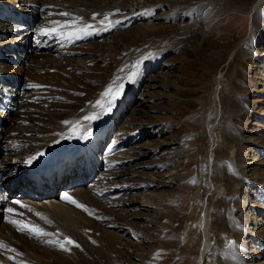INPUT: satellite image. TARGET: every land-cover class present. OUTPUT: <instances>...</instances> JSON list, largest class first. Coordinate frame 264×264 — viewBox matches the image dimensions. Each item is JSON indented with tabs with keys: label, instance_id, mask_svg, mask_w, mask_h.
I'll return each instance as SVG.
<instances>
[{
	"label": "bare ground",
	"instance_id": "obj_1",
	"mask_svg": "<svg viewBox=\"0 0 264 264\" xmlns=\"http://www.w3.org/2000/svg\"><path fill=\"white\" fill-rule=\"evenodd\" d=\"M232 1L0 0V13L3 12L4 14V18L0 17V40L4 41L0 42V50L8 47L12 42L15 45H20V42L17 41L18 38L26 36V33H24L21 37H18L19 35L16 32L19 30L16 29L23 27L7 20V16H11L10 13L14 12V9L5 8L1 5H8L19 11L17 17H22L18 21L19 23H29L36 14L44 16L43 18L47 19L49 23L43 28L57 29L56 32L47 37L48 41L54 39V34L57 35V38L63 42L62 48L64 51L61 55L56 52L34 55L28 47L29 49L26 51H29V53L24 54L28 55L27 63H19V61H24L23 56H19V61L16 62L11 61L13 54L8 53L0 56V73L5 72L4 75H0V82H4L8 90L16 89V78L24 75L28 78L25 82L26 86L28 85L35 94L36 91L38 92L36 95L26 98L25 106L19 105L24 106V108L22 107L24 110H22L25 113L22 117L23 121H20L21 118L17 121L24 122L28 120V126L19 127L17 123L20 122L14 121L15 124H11L14 129L9 130L7 133L8 137H11L17 129L15 137L12 138L14 140L5 142V139H0V177H2L0 178V201L5 191L3 186L7 185V188H9L20 184L23 171L19 172V170L31 157H40L41 155L37 156V153L45 154L43 157L51 155L53 149H67L73 142L76 147H79L76 141L80 139L82 134H85L84 129H93L102 115L108 118L110 126L116 122L117 118L126 110V105L124 101H121L120 95L126 92L130 94V100H133L130 102L135 101V92L139 86L137 73L141 68L154 61L155 57L181 47L191 50L195 46L203 50L210 49L211 46L208 43L213 38L219 37L220 20L225 12L223 9H216L215 5L220 6L223 3H226V5L229 3L233 11L248 13L250 17L249 35L243 41L240 40L234 44L232 53L234 52V56L241 59H247L248 56L253 59L258 57L259 54L254 48V44L264 41V11H262L264 0H237L236 4ZM163 3H186L192 8L190 17L185 13H178L177 16L178 19L188 17L189 20L173 25L171 20L174 17L163 16L164 20L159 22L157 21L158 16L151 15L152 13L148 12L146 15L149 18H142V16L136 18L141 19L140 22L130 26V28L137 27L138 24L143 22L144 25H149L147 27L155 28V34L152 32L153 35L144 39L143 43L138 42V44L123 47L124 50L118 51V44L123 43L125 38L128 37V20L130 21L136 15H140V10L149 11V7H159L161 4L163 6ZM208 15L211 17L209 18ZM135 20L132 21V24L136 22ZM86 25L89 26L86 32L79 31V29L85 28ZM99 27L100 29H98ZM4 37L7 38L4 39ZM134 40L136 41V39ZM248 43L252 44V52L247 49L242 50L241 46H249ZM81 47H88L83 57L76 54L81 51ZM262 54L261 56H264V53ZM82 58L85 60L83 61ZM108 62H113V72L111 71L109 74L105 71L108 74L104 73L105 76H103L100 74L102 70L100 71V65L98 64L103 65ZM206 62L207 64L212 62L211 66L218 69L221 62L219 54L215 50L209 51ZM207 67L205 66V68ZM115 70L116 74H114ZM214 76L212 83H221V76L217 74ZM111 78L112 80H110ZM71 80H74L75 83L74 86L70 85L72 87L69 88L65 84L71 83ZM119 85L123 86V90L115 100L111 101L109 107L108 101L111 100V97L105 96V92ZM3 88L4 86L0 84V90ZM45 90L65 96L64 101H62L64 110H61V107L58 111H45V105H49V102L45 100L46 93L42 94ZM256 92L261 93V97H264V90ZM144 95V93L141 94L140 107L143 105L149 106L146 105V102H152L155 99L154 95L145 96L146 98L143 97ZM97 101H100L104 107L98 106ZM237 101L238 97L235 93H230V96L225 98V103L237 114H257L253 111L255 109H249L243 102H241L242 107L234 106ZM10 102H12V99H10ZM0 103L6 107L5 111L0 109L1 118L2 115H5V112L8 113L13 107L1 100ZM14 103L16 102L14 101ZM138 106L135 107V110ZM129 109V106H127V110ZM19 110L17 111L19 112ZM213 111H217V108L210 109L209 114ZM90 114H96V119L84 121L83 117ZM27 115H30V118H26ZM261 115L264 116V112ZM212 117L213 115L207 121L210 139L208 141L211 147V151L208 152L207 167L208 172L212 173L214 171L211 174L212 178L208 176L207 189L204 192L210 201V206L199 217L201 226L199 227L200 235H198L200 237L198 236L197 247L200 251L196 252L194 259L189 258L188 252H153L154 249H149V243L145 239L138 242L133 239L139 236L136 234L135 237L133 236L134 232L132 230H136L129 220L132 217L144 219L147 216L140 212L133 211L134 213H130L129 211L138 208L169 216L171 210L169 208H174L173 205H177L174 198H172L173 195L159 197V192L148 190L156 185L155 188H157L160 182L165 181L154 177L153 174H156V176L162 174L163 170L161 169L163 166L158 163L149 164V162H145V158L151 155L153 151L151 152L150 147V149H146V146H144L143 150H140L141 148L140 151L136 152L135 150L136 153L125 147L121 151L105 157L104 169L89 181V189H76V201L85 205L87 211L75 204L70 205L54 199L53 196L29 203L32 205L33 213H30L32 220L23 219L21 223H13L11 227H2L1 237L5 241L0 242V260L6 254L12 252L15 254L14 259H11L13 264H115L112 260V253L116 252L123 264H164L165 261H159L158 257L162 256L161 258H164L171 253H176V259L170 264H264V138L257 137V140H255L244 135L234 136L233 131L226 132L231 123L230 120L229 122L222 121L218 114ZM34 118L37 121L40 120L36 127L32 124L35 121ZM131 120H126L128 126L119 127L118 135L115 136L118 138L110 141V145H113L114 148L117 149L120 140L123 143L133 142V133L143 135L144 133L152 134L154 132L151 131L150 127H129L134 123V120ZM64 121L78 122L83 127L73 131L75 125L65 124ZM30 125L33 126L32 129H30ZM219 133H221L220 137L218 136ZM69 136L71 138H68ZM225 138L229 140L230 147H228V150H231H227L223 154H225L224 156L228 159L230 165L221 167L219 162L222 158V149L219 144H222L223 139L226 143ZM183 142L184 140L181 144ZM185 143L187 144V142ZM163 151L161 153H164ZM178 151L182 150L179 149ZM165 154L167 153L165 152ZM164 156L162 157L166 163L173 161V159H181L178 158L180 155L177 152L170 158ZM95 167L100 168V164H96ZM149 168L156 171V173L149 174L146 171ZM209 169L211 170L209 171ZM87 175L89 173L85 174V176ZM164 175L167 174L164 173ZM101 176L108 177L109 181L100 182ZM178 177L175 174L170 175V181L168 182L175 185V187L184 186L185 182H181L182 177ZM141 184L147 185V193H135V191L141 189ZM192 184L194 183L192 182ZM190 185L188 184V186ZM221 186L224 188L222 192L220 190ZM249 186H252L255 190H252ZM127 189L128 191L130 189L134 190V195L143 197L147 194L151 198L149 202L154 204L152 206L147 204L149 202L135 204L136 200L129 198L128 193L127 196H124L125 194L121 196L120 193L125 192ZM102 192H108L109 195L99 198L97 194ZM88 210L97 216L96 219L99 222L100 229L104 232L108 231L110 234L113 232L117 234V237L106 232H101L99 235V228L96 232L92 221L86 215ZM173 212L175 211L173 210ZM97 221L94 222L97 224ZM208 224L216 228V242L212 246H209ZM249 224L252 225L251 231L246 228V225ZM25 225L36 226L42 229L45 234L36 235L29 228L24 227ZM86 228L91 231L87 232ZM52 232L54 235H70L75 239V244H71L68 250L62 249L60 247L61 242L54 238ZM28 235L31 236L28 237ZM126 240L130 241V244H126ZM53 241L58 243H52ZM230 242H234V244L230 245ZM249 244L254 248L249 249Z\"/></svg>",
	"mask_w": 264,
	"mask_h": 264
},
{
	"label": "rangeland",
	"instance_id": "obj_2",
	"mask_svg": "<svg viewBox=\"0 0 264 264\" xmlns=\"http://www.w3.org/2000/svg\"><path fill=\"white\" fill-rule=\"evenodd\" d=\"M237 2H238L237 0L232 1V3L235 4ZM215 8L218 10L223 9L225 10V12H224V16L222 15V18L220 20L221 22L219 27L220 28L219 37L213 38L208 43V45L211 46L210 49L203 50L200 47L195 46L192 48V50L186 47L170 50L166 53V57L160 63V68L156 72L155 70L157 69L158 62L161 61V59L164 57V54L157 56L158 58L155 57L156 59L150 62L149 65L145 66L144 68H141V70L137 73L139 86L137 91L135 92V101L130 102L128 104L130 109L127 110L125 116L119 118V123L117 124L116 127L117 130L121 126H128L126 125V120L130 121L132 119L131 121L134 120V123L129 125V127H139V128L150 127L154 131L152 134L144 133L143 135L145 136H140L137 133H133L132 135L133 142H131L129 148L131 151L133 150L132 152H135V150L136 152L143 150L144 146H146L145 147L146 149L151 148L150 150L151 152L152 151L153 152L151 155H148L145 158V162L146 163L149 162V164L152 163L161 164L163 166V168L161 169L163 170V172H161L162 174L161 175L158 174L157 176L156 174L153 175H155L154 177L156 178L158 177L160 178L161 181H165V182H160L157 188H155L157 186L156 185L155 187L149 188L148 190L159 192L158 193L159 197H162L164 195H169V196L173 195L172 198H174L175 202L177 203V205H173L174 208H169V210L171 209L169 211L171 217H169L170 215L163 216L161 215L162 213L160 214L152 211L148 212L147 210L138 209V208L129 211L130 213L133 211L140 212L147 216V217L145 216L146 218L144 219L132 217L129 220V222L132 223L131 224L132 227L135 228L136 230V231L132 230L134 232L133 233L134 235L133 234L132 235L134 237L135 234L139 236L137 238H133L134 241L138 242L145 239V241L149 243V249L150 248L154 249L153 252H188V256L191 259H194L196 256V252L200 251L197 247L200 237L199 227L201 226L199 217L203 212L207 211V209L210 206L209 204L210 201L207 199V197L204 194V192L207 189L206 185L208 182V176L212 178L211 174H213L214 171L213 170L212 173L208 172V167H207V158L209 155L208 152L211 151L210 142L208 141L210 139H209V130H208L209 127L207 121L212 115L214 117L216 114H218V116L222 121L229 122L230 120L231 122L228 126V129L226 130L227 133L233 131L232 134L234 136L244 135L254 138L255 140H257V137L264 138V116L261 115L262 112H264V97H261L260 95L261 93L256 92L258 90H264V56H261V54L264 53V41H261L259 43L256 42L254 44V48L257 50V53L259 54L258 57H255L254 59L250 58V56H248L247 59L246 58L241 59L235 57L234 56L235 53L234 52L232 53L233 46L238 41L240 40L243 41L245 38L248 37L249 35L248 30L250 27V17L246 12L238 13L233 11L232 6L229 3L227 5L226 3H223L220 6L215 5ZM191 9L192 8L188 6L186 3H163V6L161 4L159 7H149L150 13H152V15L154 14L155 16L159 17L157 20L159 22H162L164 20L162 18L163 16H168V18L174 17V19L171 20V23L173 22L172 23L173 25H177L185 21L187 22L189 20L188 17H186L185 19H181V18L178 19L177 14L185 13L187 16H189L192 11ZM262 11H264V8H262ZM39 15L40 14H36L33 17L35 18L36 16H38L44 19L43 18L44 16L42 15L39 16ZM129 22L130 21L128 20L127 23ZM137 23L138 22L132 24L131 22L128 24L129 26L127 32L128 37L125 38L123 43L118 44L119 45L118 51L124 50L125 48L123 47L126 46L129 47L134 44H138V42L143 43L144 39H147L155 32V28L153 29L149 28L147 27L149 25L146 26L143 24V22L141 24H138L137 27L130 28V26ZM134 39H136V41ZM251 40H253V38H251ZM248 45L249 46L247 45L241 46L243 48L242 50L244 51L247 49L252 52V44L248 43ZM81 48H80L81 51L76 53L78 54L77 56L79 57H83L84 53L87 52L88 50V47L86 48L81 47ZM211 50H215V52L219 54V59L221 60V62L219 64L218 69L216 68L214 69L211 66L212 62L208 64L206 62L208 58V53ZM82 60L84 61L85 59L82 58ZM108 63H104L103 65L98 64L100 65V71L101 70L103 71V72L101 71L100 74L103 76H105L104 75L105 71L108 72L109 74L111 71L113 72V68H114L113 62H108ZM205 66L207 68H205ZM206 69H208L209 71ZM143 70L152 71V72L149 75V77H147L146 74H143ZM116 73L117 72L115 70L114 74ZM213 74L214 75L217 74L218 76H221L220 77L221 83H216V84L212 83L213 78H215ZM149 78H153V79L150 80ZM16 80H17L16 81L17 85L19 83L18 81L20 80L21 82L20 87H22L23 84L27 82L28 78L22 75L20 78L17 77ZM110 80H112V78ZM70 82L71 83H67L68 85L65 84L66 86H69V88L74 86L75 83L74 80H71ZM142 82L144 85H143V89L141 90L139 88ZM37 93L38 92L36 91V94ZM125 93L123 95L122 94L120 95L122 98L121 101H123V96L125 95ZM142 93L145 94L143 97L154 95L153 97L156 100L153 99L152 102H146V105L149 106L143 105L142 107H140L139 104L141 102L140 99ZM230 93H235V95L238 97V101L234 104V106L242 107L241 102H243L247 107H249V109L251 110L255 109L253 111H255L254 113L257 114L247 113V114L239 115L236 112H234L232 108L225 103V98L226 96H230ZM36 94L35 92H32L31 89L30 96ZM42 94L43 95L45 94L47 96H51L53 94L52 96L56 97V98L54 97V100L51 101L47 100L49 102V105L46 106V110H45L46 112L58 111L59 109H61V107H62L61 110H64L63 102H62L65 99L64 95H59L58 93H55L50 90H45V92H42ZM58 95L59 97H57ZM58 100L59 101L61 100L60 103ZM24 106H20L19 108L20 109L19 112H21L22 114L16 111L14 115L10 117H8V114L2 115L3 117L1 116L0 128L3 131L1 130L2 132L0 135V139L1 138L3 140L5 139V142H8L7 140H9V142H12L14 140L12 138L15 137L17 129L15 128L16 130L13 136L8 137L7 134L8 131L14 129V127H11L10 124L6 129H3L1 127V122L3 120L5 122H9V120L10 122L17 121L20 118H21L20 121H23L22 117L23 114L25 113V111L23 112ZM136 106H138L137 109L139 110L137 109L135 110ZM209 108L210 109L217 108V111H213V113L210 112L211 114H209L210 111ZM28 117L30 118V115L26 116V118ZM255 120L261 121L262 123L257 122ZM38 121L40 120L38 119ZM38 121L36 119L35 121H33L32 124L34 125V127L38 125L39 123ZM17 126L27 127L28 125L24 126L22 123H17ZM32 127L33 126L29 128L32 129ZM220 134L221 133L218 134L219 137L221 136ZM150 135L152 138H150ZM146 136H148V138L150 139L148 140L147 138L146 142L141 141V143H137L139 141V137H142L143 139L146 138ZM183 140L184 142L181 144ZM225 140L226 143L228 144L224 142V139L222 140V144H219L222 149L221 151L222 158L220 159L219 162V165H221V167H226L230 165V162L224 156L225 154H223L228 150V147H230L229 146L230 144L228 142L229 140L227 138H225ZM134 141L136 142L134 143ZM185 142H187V144ZM150 143L153 145H151ZM179 149L182 151H178ZM168 150L170 153L167 152ZM162 151L164 153H161ZM165 152L167 154H165ZM176 152L178 155L181 156V157L179 156L178 158H181L182 160L173 159V161L166 163V161L162 156L166 155L164 156L165 158L167 157L170 158L174 156ZM174 165L175 167H173ZM171 167L172 169H170ZM210 170L211 169H209V171ZM146 171L149 174L156 173V171H154L151 168L146 169ZM164 173L167 175H164ZM173 174H175L177 177L180 176L178 178L182 177L181 182L183 183L185 182L184 186L175 187V185L168 182L170 181L169 178L170 175ZM192 182L194 184H192ZM211 182L213 183V181ZM188 184L191 185L188 186ZM249 187L252 190H255V188H253L252 186ZM220 190L221 192L224 190L223 186H221ZM133 191L134 190H129L128 194H129V198L136 200L135 204H138V202L145 203L151 200V198L147 194L142 197V196L134 195ZM136 192L138 191H135V193ZM147 192H148L147 189L139 191V193H147ZM128 194H125L124 196H127ZM147 204L152 206L154 203L149 202ZM89 210H88L89 213L87 212L86 215L87 217H89L90 221H92V225L94 226L93 228L95 229V231L97 232L99 228L98 231L99 235L101 232L102 233L106 232L107 234H110V232L108 231L104 232V230L100 229L99 222L96 219L97 216L91 213ZM173 210L175 212H173ZM94 221L95 222L97 221V224ZM161 225H163L164 227ZM246 228H249L248 230L251 231L252 225L250 224L246 225ZM90 231H91L90 229H87V232ZM110 235L117 237V234H114L113 232ZM207 235L210 241L209 246L214 245L216 242L215 239L216 228L213 225L208 224ZM162 239L165 241L163 242ZM188 240L192 242L190 243ZM179 241L181 242L179 243ZM125 243L130 244V241L126 240ZM176 243L177 244L179 243L178 246ZM248 248L253 249L254 247L251 246V244H249ZM161 257L162 256L158 257L159 261L164 260L165 261L164 264H170L173 260L176 259L175 258L176 253H171L170 255L165 256L164 258ZM112 260L115 264L121 263V258L118 257L116 252L112 253Z\"/></svg>",
	"mask_w": 264,
	"mask_h": 264
},
{
	"label": "snow or ice",
	"instance_id": "obj_3",
	"mask_svg": "<svg viewBox=\"0 0 264 264\" xmlns=\"http://www.w3.org/2000/svg\"><path fill=\"white\" fill-rule=\"evenodd\" d=\"M105 19H107V18H105ZM102 23H103V21H102ZM88 27L89 26L86 25L85 28L79 29V31L86 32ZM42 31L44 33H46V34H52V33L56 32L57 29L56 28L43 29ZM61 35H63V33H61ZM122 90H123V86L122 85H119V86H117L115 88H110V89H108L105 92V96H110L111 97V100L108 101V106L109 107H110L111 101L112 100H115L116 97L120 94V92ZM96 103H97L98 106L104 107V105H102L100 101H97ZM93 119H96V114H90V115H86V116L83 117V120L84 121H90V120H93ZM64 123L65 124H74L75 126L73 127V131H76L78 128H82L83 127V125H79L78 122L64 121ZM84 131L87 132V129L85 128ZM68 138H71V136H69ZM81 138L87 139V136L82 134V137ZM39 155H42V153H37V156H39ZM33 159H36V157H31L27 161V163H31ZM62 199L66 200V201H69V202L75 204L77 207L83 208L85 211H87V208H86L85 205L80 204L79 202H77L76 200H74L72 197H70L68 194H64L62 196ZM8 211L9 212H13L14 210L10 208V209H8ZM12 222L13 223H19L18 221H12ZM24 227L29 228V230L32 231L36 235L45 234V233H43L42 229H39L36 226H28V225H25ZM52 243H58V242L57 241H53ZM68 244H75V241H73L71 238L66 237L65 238V242L64 243H60V247L62 249L67 250L66 245H68ZM232 244H234V242H230V245H232ZM76 246L78 247L79 245H76Z\"/></svg>",
	"mask_w": 264,
	"mask_h": 264
}]
</instances>
